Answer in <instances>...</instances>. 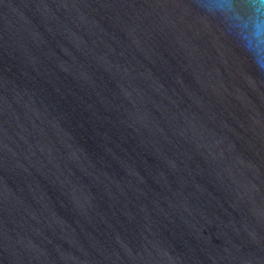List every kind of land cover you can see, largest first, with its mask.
<instances>
[{
  "label": "water",
  "instance_id": "water-1",
  "mask_svg": "<svg viewBox=\"0 0 264 264\" xmlns=\"http://www.w3.org/2000/svg\"><path fill=\"white\" fill-rule=\"evenodd\" d=\"M201 2L0 0V264H264V73Z\"/></svg>",
  "mask_w": 264,
  "mask_h": 264
},
{
  "label": "clouds",
  "instance_id": "clouds-1",
  "mask_svg": "<svg viewBox=\"0 0 264 264\" xmlns=\"http://www.w3.org/2000/svg\"><path fill=\"white\" fill-rule=\"evenodd\" d=\"M200 7L209 15H220L232 35L260 73H264V0H202Z\"/></svg>",
  "mask_w": 264,
  "mask_h": 264
}]
</instances>
